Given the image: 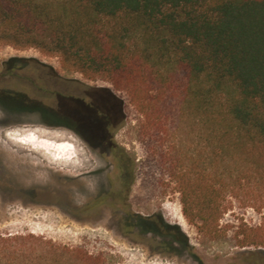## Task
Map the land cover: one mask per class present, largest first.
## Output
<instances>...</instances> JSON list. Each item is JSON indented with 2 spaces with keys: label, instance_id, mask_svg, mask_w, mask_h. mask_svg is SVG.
<instances>
[{
  "label": "trees",
  "instance_id": "trees-1",
  "mask_svg": "<svg viewBox=\"0 0 264 264\" xmlns=\"http://www.w3.org/2000/svg\"><path fill=\"white\" fill-rule=\"evenodd\" d=\"M0 44L38 48L125 92L188 223L213 241L254 247L243 264H264V0H0ZM22 64L13 58L0 74L1 109L70 128L113 164L109 189L76 208L116 206L123 232L207 264L179 224L131 211L136 162L116 140L118 121L56 89L52 103L42 100L41 77L24 74L33 88L14 80ZM0 264L109 263L43 234L0 230Z\"/></svg>",
  "mask_w": 264,
  "mask_h": 264
},
{
  "label": "rangeland",
  "instance_id": "rangeland-1",
  "mask_svg": "<svg viewBox=\"0 0 264 264\" xmlns=\"http://www.w3.org/2000/svg\"><path fill=\"white\" fill-rule=\"evenodd\" d=\"M13 58L25 64L15 70L17 83L33 88L37 84H29L24 74L42 78L35 80L41 83L37 91L42 100L52 103L55 97L48 89H56L99 106L118 121L116 140L136 162L131 211L143 215L160 212L168 222L179 224L190 237L193 251L207 264L247 263L254 247H237L231 238L213 241L188 223L179 195L167 185L157 142L143 131V117L125 92L108 81L88 79L63 67L58 56L34 47L0 44V74ZM113 169L108 158L93 151L72 129L47 125L37 113L9 114L0 107L1 231L43 234L102 254L109 264H197L189 252H165L152 235L137 238L123 232L122 213L116 206L87 213L76 208L109 189ZM238 212L256 219L251 209L238 208Z\"/></svg>",
  "mask_w": 264,
  "mask_h": 264
},
{
  "label": "bare ground",
  "instance_id": "bare-ground-1",
  "mask_svg": "<svg viewBox=\"0 0 264 264\" xmlns=\"http://www.w3.org/2000/svg\"><path fill=\"white\" fill-rule=\"evenodd\" d=\"M28 156V155H27ZM69 159V158H68ZM72 161V160H71ZM34 162V161H33ZM70 162V161H69Z\"/></svg>",
  "mask_w": 264,
  "mask_h": 264
}]
</instances>
